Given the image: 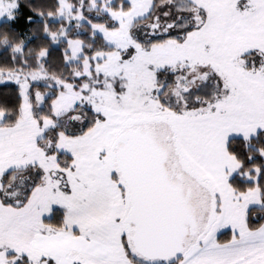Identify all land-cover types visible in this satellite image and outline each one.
Here are the masks:
<instances>
[{"label":"snow or ice","instance_id":"obj_1","mask_svg":"<svg viewBox=\"0 0 264 264\" xmlns=\"http://www.w3.org/2000/svg\"><path fill=\"white\" fill-rule=\"evenodd\" d=\"M0 264H264V0H0Z\"/></svg>","mask_w":264,"mask_h":264}]
</instances>
